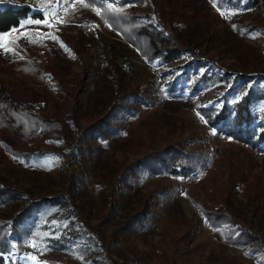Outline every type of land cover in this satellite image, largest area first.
Listing matches in <instances>:
<instances>
[{"label": "rangeland", "instance_id": "obj_1", "mask_svg": "<svg viewBox=\"0 0 264 264\" xmlns=\"http://www.w3.org/2000/svg\"><path fill=\"white\" fill-rule=\"evenodd\" d=\"M0 1L25 2L34 11L40 12L39 20H47L51 25L29 23L36 19L27 18L17 29L0 35V66L21 59L23 54L30 58L36 57L28 46L27 35L33 32L35 40L46 49L50 62L64 75V80L73 81L79 75L84 76V85L77 96L76 116L104 113L116 92V81L125 66V58L136 69L130 70V75H137L134 85L139 90L138 96L125 104L118 118L111 124L109 138L105 141H92L93 160L86 166V170L75 162L70 153L60 152L54 147L48 148L39 157L22 162L7 155L0 146V182L25 189L33 198L61 193L73 205L81 201H96L110 193L115 201V209L108 221L95 217L94 212L84 219L89 234L97 239L96 248L101 253L92 256V263L95 264H166L168 257L157 251V245L173 253L170 258L174 264H264L258 262L256 253H246L245 246L225 245L222 251L218 245L222 239V229L234 226L210 230L199 216L195 203L207 199L209 187L202 189L195 183L197 175L206 169V165L196 167L186 177L163 174L140 182L135 178V168L129 181L131 191L121 197L113 189L116 173L124 166L135 164L147 151L162 149L174 140L181 142L180 148L185 152L199 146L207 150V156L212 160L209 165L214 172L219 173V177L227 175L228 169L224 170L223 167L229 162L244 167L248 181L259 183L262 190L254 202L239 187L230 190L235 209L256 230L264 216V144L245 146L219 135L210 125L209 118L201 114V110L219 108L222 103L231 105L248 88L264 86V31L238 30L233 22L238 17L255 22L256 17L252 11L264 13L263 5L250 4L248 0H227L238 6V9L228 10L223 9L219 0H180L176 11L186 17L192 16L197 8L211 6L214 9L210 18L200 22L194 36V43L200 46L199 56L212 65L199 63L187 67L183 58L171 63L146 61L107 23L104 22L102 26L92 21L79 23L67 16L69 12L86 8L90 14L100 16L93 1L115 6L117 0H93L90 4L86 0ZM173 1L157 0L158 14L154 23L165 25ZM57 4L59 11L55 12ZM126 5L137 14L151 12L147 3L140 9H136L131 2ZM247 50H255L259 56L245 70V79L239 82L212 86L200 83L196 89L189 88V82H182L183 73L196 77L202 74L221 75L220 69L225 68L230 72L241 73L244 71V53ZM21 84L32 83L24 77L0 72V86L16 87ZM51 85L55 87V81H51ZM57 96L61 97V94L57 93ZM251 108L257 116L263 115L264 101L256 102ZM255 124L262 122L256 119ZM66 128L69 136H72L71 124L66 123ZM64 163L75 172L77 187H73L67 180L53 183L43 179L47 169ZM144 198L151 204L146 226L137 233L113 239L116 225L123 223L130 211L140 209ZM23 203L13 201L14 205ZM5 215L6 209L0 207V217ZM52 215L64 219L66 213L57 207ZM40 218L28 224L26 231H20V238L30 253L17 252L14 239L10 238L9 255L2 256L0 264H60L44 256L54 257L57 252L72 254L77 252V248L92 251L79 237L62 239L59 234L41 235L38 225L49 216L42 220ZM238 222L241 223L240 220ZM186 223L192 225L191 238L187 242H178ZM195 245L205 247L195 253L184 252ZM97 249L94 248L93 252ZM219 249L222 251L221 256L212 254V251L218 252ZM81 254L89 259L88 254L83 251ZM101 255L109 258V261H104Z\"/></svg>", "mask_w": 264, "mask_h": 264}, {"label": "trees", "instance_id": "obj_2", "mask_svg": "<svg viewBox=\"0 0 264 264\" xmlns=\"http://www.w3.org/2000/svg\"><path fill=\"white\" fill-rule=\"evenodd\" d=\"M91 1L93 0H86L87 4ZM248 1L250 4L259 3L264 6L262 0ZM93 2L97 5L100 16L90 14L88 8L69 12L67 16L79 23L92 21L99 26L104 22L107 23L146 61L171 63L183 58L187 67L199 63L212 65L210 61L199 56L200 46L194 43V36L200 22L213 14V7L197 8L192 16L186 17L176 11L180 0H174L165 25H161L154 23L158 14L157 0H117L115 6L103 1H101L103 3ZM127 2H131L136 9L147 3L151 12L137 14L129 10ZM218 3L223 5V9H238L237 4L231 1L219 0ZM252 14L256 17L255 22L238 17L233 20L234 27L238 30L264 31V13L253 10ZM27 18L39 20L41 14L25 2L19 4L0 1V35L17 29ZM27 37L28 46L35 52L36 57L30 58L23 54L21 59L0 66V72L13 77H24L32 83L16 87L0 86V146L7 155L22 162L39 157L47 152L48 148L54 147L60 152L70 153L75 162L86 170V166L93 160L92 141L108 139L111 134V124L118 118L120 111L131 98L138 96L139 90L134 85L137 75H130V70L136 71V69L125 58V66L116 81V92L104 113L76 116L77 96L84 85V76L79 75L73 81L64 80V75L50 62L46 49L35 40L33 32H29ZM258 54L255 50H247L244 53V71L241 73L230 72L226 68L220 69L221 75L202 74L196 77L193 74L183 73L182 82H189L188 87L193 89H196L200 83L205 86L218 83L232 85L245 79V70L248 66H252ZM51 81H55V87H52ZM57 93L61 94V97H58ZM260 100L264 101V86L248 88L235 103L231 105L222 103L219 108H204L201 114L209 118L210 125L219 135L230 138L237 144L245 146L264 144V113L257 116L251 108ZM256 119L262 124H255ZM66 123L71 124L72 136H69ZM179 142L174 140L162 149L149 150L135 164L122 167L113 179L114 191L121 197L131 191L132 185L129 181L135 168L137 171L135 178L140 182L163 174L186 177L196 167L206 165V169L197 175L195 183L202 189L209 187L207 199L195 203L199 216L210 230L234 226L222 229V239L218 244L222 251L225 245L245 246L246 253H256L258 262H264V216L261 217L255 233L253 225L235 209L230 194L233 187H239L254 202L260 197L262 190L259 183L248 181L245 168L229 162L223 167L224 170L228 169L227 175L224 178L219 177V173L214 172L209 165L212 160L209 155L207 156L206 149L198 146L185 152L180 148ZM43 179L53 183L67 180L73 187L78 186L75 172L66 163L47 169ZM147 200V198L141 200L142 207L130 211L125 221L116 225L112 234L113 239L125 234L137 233L146 226L151 214V204ZM13 201L25 203L14 205ZM0 207L7 211V215L0 217V263L2 256L9 255L10 238L14 239V249L17 252L30 253L20 238V231H26L27 225L33 224L37 218L41 217L42 220L49 216L38 225L41 235L59 234V238L62 239L79 237L92 251L88 252L87 248H77V252L72 254L57 252L54 257L47 255L44 258L60 264H95L92 263V256L101 253L96 248L97 239L89 234V227L86 222L84 223V219L89 218L94 212L95 217L108 221L115 209V201L111 194L107 193L96 201H81L78 205H73L69 198L61 193L33 198L25 189L0 182ZM57 207L65 210L64 219L52 215ZM191 229V223H186L177 241H189ZM203 247L205 245H195L184 252L195 253ZM94 248L98 251L93 252ZM156 249L161 254L167 255L166 264H174L170 258V254L173 253L160 245H157ZM220 249L218 252L212 251V254L221 256ZM81 251L88 254L89 259H85ZM101 256L104 261H109V258Z\"/></svg>", "mask_w": 264, "mask_h": 264}, {"label": "snow or ice", "instance_id": "obj_3", "mask_svg": "<svg viewBox=\"0 0 264 264\" xmlns=\"http://www.w3.org/2000/svg\"><path fill=\"white\" fill-rule=\"evenodd\" d=\"M58 11H59V4H57V8H56L55 12H58ZM55 12H53V14H52L53 17H55ZM46 15H48V14L46 13ZM29 23H34L36 25H40V24L44 23L46 26H49V27L51 26V25L48 24V21L47 20H45V21L33 20V21H29ZM53 39H55V37H53ZM32 259H34V257Z\"/></svg>", "mask_w": 264, "mask_h": 264}]
</instances>
